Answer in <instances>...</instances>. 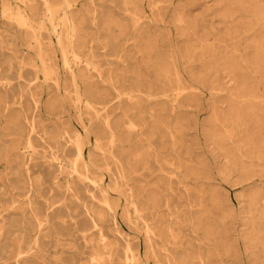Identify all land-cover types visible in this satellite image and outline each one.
<instances>
[{"label":"rangeland","instance_id":"obj_1","mask_svg":"<svg viewBox=\"0 0 264 264\" xmlns=\"http://www.w3.org/2000/svg\"><path fill=\"white\" fill-rule=\"evenodd\" d=\"M0 264H264V0H0Z\"/></svg>","mask_w":264,"mask_h":264}]
</instances>
